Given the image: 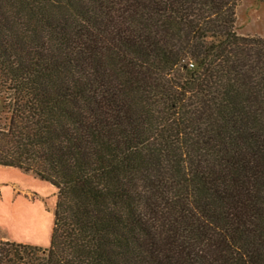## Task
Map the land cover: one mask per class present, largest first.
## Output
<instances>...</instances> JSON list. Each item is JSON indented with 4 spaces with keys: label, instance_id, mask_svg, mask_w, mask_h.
<instances>
[{
    "label": "trees",
    "instance_id": "trees-1",
    "mask_svg": "<svg viewBox=\"0 0 264 264\" xmlns=\"http://www.w3.org/2000/svg\"><path fill=\"white\" fill-rule=\"evenodd\" d=\"M239 2L0 0V165L57 189L51 245L0 239V264H264Z\"/></svg>",
    "mask_w": 264,
    "mask_h": 264
},
{
    "label": "rangeland",
    "instance_id": "rangeland-1",
    "mask_svg": "<svg viewBox=\"0 0 264 264\" xmlns=\"http://www.w3.org/2000/svg\"><path fill=\"white\" fill-rule=\"evenodd\" d=\"M236 32L264 36V1L240 0ZM2 99L0 97V109ZM57 189L49 181L17 167L0 165V239L51 245Z\"/></svg>",
    "mask_w": 264,
    "mask_h": 264
},
{
    "label": "crops",
    "instance_id": "crops-1",
    "mask_svg": "<svg viewBox=\"0 0 264 264\" xmlns=\"http://www.w3.org/2000/svg\"><path fill=\"white\" fill-rule=\"evenodd\" d=\"M4 240H8V238H3Z\"/></svg>",
    "mask_w": 264,
    "mask_h": 264
}]
</instances>
